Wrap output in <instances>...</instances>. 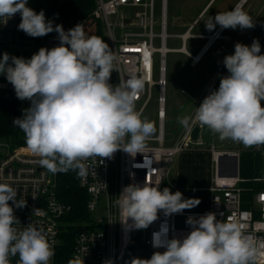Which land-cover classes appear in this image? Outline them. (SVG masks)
<instances>
[{"label": "clouds", "instance_id": "obj_1", "mask_svg": "<svg viewBox=\"0 0 264 264\" xmlns=\"http://www.w3.org/2000/svg\"><path fill=\"white\" fill-rule=\"evenodd\" d=\"M16 13L21 15L18 30L33 38L55 31L60 41L51 49L41 47L29 59L8 53L0 59V75L18 99L31 102L13 124L25 134L26 145L40 157V165L53 174L78 169L84 175L82 161L90 157H111L117 150L133 157L142 153L155 132L154 123L142 119L135 108L144 80L129 74L117 85L109 83L116 57L104 39L86 35L82 24L65 31L46 19L43 10L37 13L29 7L28 0H0V18ZM217 25L233 30L254 27L240 4L206 23L209 30ZM260 53L258 40L250 46L236 43L234 53L223 60L228 74L196 107L194 117L221 140L246 148L264 145V54ZM190 119L184 117L180 123L188 127ZM16 195L10 184L0 183V264H9V257L16 255L19 264H49L55 253L44 230L28 224L18 231L14 226L19 220L9 202L16 208L25 206ZM199 203L184 199L180 191L146 183L124 187L116 201L125 223L130 219L135 229L148 228L160 210L170 216ZM187 223L192 230L183 239H169L168 227L162 225L153 234V247L165 251H156L149 259L134 257L130 264H255L264 255L243 236L241 226L217 220L214 213L189 217ZM68 264L81 261L77 258Z\"/></svg>", "mask_w": 264, "mask_h": 264}, {"label": "built area", "instance_id": "obj_2", "mask_svg": "<svg viewBox=\"0 0 264 264\" xmlns=\"http://www.w3.org/2000/svg\"><path fill=\"white\" fill-rule=\"evenodd\" d=\"M92 16L104 30L107 44L116 60L109 83L119 84L129 74H135L144 80V88L138 94L135 108L138 112L151 100L156 91L157 132L150 136L142 150L134 157L123 150H117L111 157H90L82 163L86 173L76 171L77 184L86 193V219L69 220L72 212L70 204L60 200L56 192L55 174L43 168L40 157L27 145H11L0 140V183L10 184L17 192L16 200L25 202L22 208H14L18 222L14 225L18 231L32 224L42 228L47 234L53 250L60 243L63 230L73 229L72 245L68 261L80 259L81 264H130L134 257L149 259L156 251L164 248L153 247V234L161 226L168 227V238L183 239L192 227L187 223L189 217L198 219L207 213H214L217 220L237 223L242 228L243 236L251 241L260 252L264 253V176L252 179L249 189L239 186L243 181L237 173L238 150H220L211 145L209 148L213 174L207 190L210 192L209 210L189 212L181 210L165 216L163 210L158 218L146 229H135L132 221L126 222V216L116 204L124 187L130 184L169 188L168 177L175 158L188 149L192 142L201 144L202 125L194 120L189 127L172 143L166 144L163 133L165 55L175 51L188 56L190 64H198L208 49L217 39L223 37L219 26L208 35L193 34L194 25L203 14V10L181 34L166 33V0H94ZM159 8V14L156 12ZM114 17V20L111 18ZM18 13L12 18H0V45L14 41L12 22H17ZM7 21V23H6ZM6 23V24H5ZM203 37L205 42L195 54L185 49L188 39ZM168 38L180 41L177 48H167ZM59 38L52 42L58 46ZM214 80L208 85L197 107L212 91ZM9 82L0 77V94L8 90ZM140 104V107L137 106ZM264 105V102H262ZM196 112V110H195ZM198 128L195 141L190 132ZM262 156V174H264V145L245 147ZM248 191L250 198L242 207L241 193ZM103 200L105 214L100 222H93L91 214ZM11 258V257H9ZM54 256L50 264H54ZM255 264H264V255L257 257Z\"/></svg>", "mask_w": 264, "mask_h": 264}, {"label": "rangeland", "instance_id": "obj_3", "mask_svg": "<svg viewBox=\"0 0 264 264\" xmlns=\"http://www.w3.org/2000/svg\"><path fill=\"white\" fill-rule=\"evenodd\" d=\"M186 0H166V33L167 34H181L187 27V24L182 27V19L180 14L182 13L183 4ZM192 2V1H190ZM198 2V1H196ZM204 2H198V4ZM254 0H246V3L242 6L243 11L248 15L251 13L252 4ZM217 4L214 5V8ZM258 12L252 19L254 27L248 29H240L237 27L235 30L229 28L225 29L224 33L229 36V41L222 42L221 40L214 41L206 53L203 55L201 61L196 66L189 64V59L185 54L180 52H167L165 55V81L166 86L164 88V119H163V133L165 140L172 135H176L178 132V118L180 114L179 105L180 102H188L191 104V113L196 108L198 101L202 98L211 80L215 83H220V78L227 75V69L223 64L224 57L228 54V50L233 49L236 43H242L245 45H251L254 40H258L261 45V53L264 54V6H258ZM257 11V10H256ZM156 12L159 14L160 10L157 8ZM255 13V12H254ZM253 13V14H254ZM202 19L197 27H206V23H209V15ZM114 20V17L111 18ZM83 29L88 36H95L99 26L100 37L107 43L104 30L101 25L94 21L84 22L82 24ZM198 29V28H196ZM207 33L205 31H202ZM201 32V33H202ZM193 34L197 33L196 30L192 31ZM203 39L190 38L185 44V49L189 53H195L201 44ZM56 45H49L47 42L33 43V44H18L10 43L0 45V59H2L4 53H8L9 56L23 57L26 59L39 51L41 47L51 49ZM167 48H177L180 46V41L175 38H168L165 42ZM234 51L231 53L233 54ZM11 63V61H9ZM3 75H0V77ZM213 85V86H214ZM181 90L184 92L182 93ZM214 90V89H213ZM30 101L19 99V110L21 118L23 117V110L30 107ZM140 107V104L137 108ZM156 91H153V97L151 100L141 109V117L147 118V120L154 123L155 135L157 132L158 120L156 117ZM151 135V136H152ZM25 136V134H24ZM201 144L192 142L188 149L183 153L185 154L184 161L181 165V175L191 178L192 189L189 192H183V198H195L200 203L195 206L205 205L208 201V190L205 186L209 184V175H212V165L209 162L208 149L211 145L220 150H238L237 157V173L240 179L239 186L244 189H249L252 184V179L261 178L262 174V156L259 153L252 152L245 149V146L241 143L234 142L230 139L221 140L217 133H214L207 126H203L200 131ZM127 141V138L125 142ZM22 146V145H18ZM182 154V153H181ZM180 156V155H178ZM178 156L173 162L174 172L179 169ZM173 172V171H172ZM171 172V176L174 175ZM169 175L168 179L171 178ZM250 198L248 191H242L241 203L242 207L246 206ZM193 207V208H195ZM186 210V209H185ZM105 214L103 200H100L96 210L91 214L93 222H100ZM14 261L19 264V256H10ZM50 264V262H49Z\"/></svg>", "mask_w": 264, "mask_h": 264}, {"label": "crops", "instance_id": "obj_4", "mask_svg": "<svg viewBox=\"0 0 264 264\" xmlns=\"http://www.w3.org/2000/svg\"><path fill=\"white\" fill-rule=\"evenodd\" d=\"M190 1H192V2H190ZM196 1H198V2L203 1L204 3L198 4V2H196ZM245 3H246V0H186L185 4H183L182 13L180 14V17H181L182 23H183L182 27L185 26L186 24L188 27V25L203 10L204 12H203L202 16L200 17V19L198 20V22L194 25L193 30H196L197 33H195V34H198L200 36L208 35V34L212 33L213 31H215L217 28H219V25H217L213 30H209L207 27H197L199 22L206 17V14L208 12H211V14L209 15V18H208L209 22H210L211 18L212 17L214 18L217 13H223V12L230 11L234 7H236L237 4H240L241 6H243ZM215 4H217V6L214 8ZM260 5H261V7L264 6V0H254V3L252 4L253 8H251V11H250L251 13L249 14V16L252 19L256 16V14H257L256 12H258L257 7ZM32 9L34 11H36L37 13H39L41 10H43L45 13L46 19L51 20L54 23V25H56V24L62 25L65 31L75 27L77 24H83L85 22L84 20H79L76 17V14L74 11L66 9V8L50 7V6H34V7H32ZM20 22H21V19L19 20V22H17L16 27L14 28V31H13V34H14L13 43L33 44V43L47 42L49 45H51L52 42H54L55 40H57L59 38L58 34L55 31L52 33H49L48 35H45L43 37H36V38L30 37L27 34H25L23 31L18 30V25ZM196 28H198V29H196ZM202 31H205L207 33H204ZM224 31H225V29H222L221 34L223 37H221L217 40H221L222 42L229 41L230 38H229V36H227L224 33ZM195 38L203 39L205 42V39L203 37H195ZM203 43L201 44V46L203 45ZM209 47H208V49H209ZM206 51H205V53H206ZM233 51H234L233 49L228 50V54H231ZM195 53H193V54H195ZM190 54H192V53H190ZM189 64H190V60H189ZM181 92L183 93L184 91L181 90ZM179 107H180L179 108L180 114H179V118H178V129H177L178 132L176 135L170 136L168 138V140H165L166 144H172L189 127V126L184 127L180 123V120L184 117H190L191 118L190 122H189V125H190L192 118L194 116L195 110H196V108H194L193 112L191 113V104H189L188 102H180ZM208 152H209V155H208L209 159L208 160H209L210 164L212 165V160H211V155H210L209 149H208ZM185 154L186 153H183V152H182V154H179L180 155V156H178L179 169L174 172V168L172 167L171 172L173 171L172 173L174 175H172V176L170 175L171 178L168 179V185L171 188H173L175 191H180L181 193L189 192V190L192 189L190 187V185H191L190 183H191L192 179L190 177L187 178L186 176H182L181 172H180L181 165H182L184 158H185ZM176 158H175V160H176ZM171 172H170V174H171ZM212 174H213V165H212ZM211 176L212 175L210 172L209 183H210ZM208 185L205 186V189H207ZM209 199H210V192L208 191V201L205 205L198 206L195 208L186 209V211H189V212H205V211H208L209 210Z\"/></svg>", "mask_w": 264, "mask_h": 264}, {"label": "trees", "instance_id": "obj_5", "mask_svg": "<svg viewBox=\"0 0 264 264\" xmlns=\"http://www.w3.org/2000/svg\"><path fill=\"white\" fill-rule=\"evenodd\" d=\"M94 0H28V6H50L66 8L75 12L79 20L94 21L100 24L92 16ZM21 15L18 13V20ZM95 36L100 37L99 26ZM6 78L4 75L1 76ZM219 83H215L212 88L218 89ZM21 118L19 110V99L16 97L13 86L9 83L8 90L0 94V140L6 141L11 145H26V137L23 131L13 124V121ZM56 192L60 200L70 204L71 214L67 219L82 220L88 217L85 210L86 193L77 184L75 170L55 173ZM60 243L54 250V264H66L70 256L73 229L68 227L60 234ZM9 264H17L14 259L9 258Z\"/></svg>", "mask_w": 264, "mask_h": 264}, {"label": "water", "instance_id": "obj_6", "mask_svg": "<svg viewBox=\"0 0 264 264\" xmlns=\"http://www.w3.org/2000/svg\"><path fill=\"white\" fill-rule=\"evenodd\" d=\"M16 24H17V22H12L11 28L14 29L16 27ZM197 135H198V128L197 127H193L192 130H191V132H190L191 139L193 141H195L196 138H197Z\"/></svg>", "mask_w": 264, "mask_h": 264}]
</instances>
